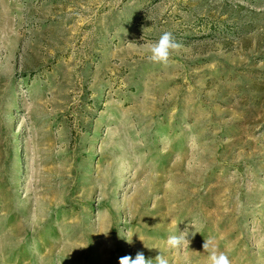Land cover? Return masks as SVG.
Here are the masks:
<instances>
[{
	"label": "rangeland",
	"instance_id": "obj_1",
	"mask_svg": "<svg viewBox=\"0 0 264 264\" xmlns=\"http://www.w3.org/2000/svg\"><path fill=\"white\" fill-rule=\"evenodd\" d=\"M206 239L264 264V0H0V264Z\"/></svg>",
	"mask_w": 264,
	"mask_h": 264
},
{
	"label": "clouds",
	"instance_id": "obj_2",
	"mask_svg": "<svg viewBox=\"0 0 264 264\" xmlns=\"http://www.w3.org/2000/svg\"><path fill=\"white\" fill-rule=\"evenodd\" d=\"M142 47L150 62L167 66L170 62V58L181 48V45L177 42L172 32L165 31L157 41L144 43ZM133 235L134 234H129L127 236H122V238H125L126 242L131 244L133 242ZM190 235L194 234H190L187 228L183 231L179 230V234L168 235L165 241L167 248L173 251L189 248L191 243L189 239ZM139 239L141 240L140 237ZM144 246L149 248L145 244ZM203 248L205 252L208 253L207 264H232L229 255L223 251H219L215 246H212L211 240L206 239ZM119 264H170V261L160 251L154 259L146 258L142 251H138L134 258L131 255L120 257Z\"/></svg>",
	"mask_w": 264,
	"mask_h": 264
}]
</instances>
